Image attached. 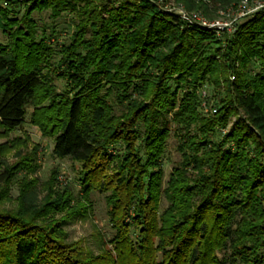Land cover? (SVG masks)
Listing matches in <instances>:
<instances>
[{
  "label": "trees",
  "instance_id": "1",
  "mask_svg": "<svg viewBox=\"0 0 264 264\" xmlns=\"http://www.w3.org/2000/svg\"><path fill=\"white\" fill-rule=\"evenodd\" d=\"M118 1L46 0L53 18L75 17L70 40L57 51L65 88L48 93L52 154L79 164L86 203L92 190L107 194L112 249L94 256L61 243L48 216L87 212L70 206L68 194L67 204L45 203L43 213L32 203L0 209V264H264V7L233 23L221 42L141 0ZM177 1L208 13L202 0ZM28 20L17 25L23 34L10 27L0 47L4 132L20 127L36 90L48 84L40 57L51 49L34 41ZM204 84L215 96L208 118L197 111ZM145 92L150 98L139 100ZM170 112L178 132L196 129L178 134V167L163 182L169 131L159 118ZM44 115L33 112L31 121L46 133ZM231 116L237 120L219 141L216 128ZM19 171L0 159V202Z\"/></svg>",
  "mask_w": 264,
  "mask_h": 264
},
{
  "label": "rangeland",
  "instance_id": "2",
  "mask_svg": "<svg viewBox=\"0 0 264 264\" xmlns=\"http://www.w3.org/2000/svg\"><path fill=\"white\" fill-rule=\"evenodd\" d=\"M64 1V0H63ZM118 1V0H116ZM120 1V0H119ZM119 1L116 5H119ZM149 6H153L155 12L159 15H169L165 10L175 11L181 9L187 13H196L203 16L211 22H221L230 26L231 23L241 21L244 16H247L259 9L258 5L264 7V0H239L231 2L229 5H221L220 3L212 4L204 1L209 6L208 13L205 15L200 10H188L184 3L177 0H141ZM69 4H73L72 0H67ZM46 0H0V11L4 12L9 21H4L0 18V47L8 42V29L10 34H14L18 27V23L27 17L28 21L34 25V41L39 42L42 39L43 45L49 47V53L41 55L42 74L46 76L48 82L45 86L40 87L35 92V103L26 108V114L20 127L11 132H4L0 129V159L4 163V167L8 169L23 168V171L16 173L12 181H9L3 187V200L0 202V209L16 211L18 205L32 203L36 205L38 211H47L45 203H53L56 205L67 204L68 194L74 199L70 206L75 203L82 204L85 207V216H66L69 212H52L48 216V223L55 226V230L59 233L61 243L69 248H75L79 251L90 252L97 256L104 253L108 249H112L107 243L112 231L107 217V205L105 202L106 193H99L92 190L88 193L87 202L83 194L82 179L80 166L69 159H58L52 154V135L54 134L53 127L50 123L51 109L48 93L52 92L59 95L65 88V80L59 79V53L57 52L61 46L70 40L75 23L73 14L63 12L58 13V16L52 17L51 10L47 7ZM256 9V10H255ZM12 20V22H10ZM11 23H14L12 25ZM235 30V26L224 27L221 31H210L216 40L222 42L223 36H230ZM17 38H22L19 33ZM48 49V48H47ZM34 55V54H33ZM212 88L207 84L200 86L197 93L200 98V104L197 108L199 117L208 118L213 114L215 96H212ZM54 91V92H53ZM187 90H181L179 93H187ZM52 95V94H51ZM70 97L72 92L67 93ZM149 92H145L139 100L146 101L149 99ZM212 107V108H211ZM37 112H45L44 118L40 120L41 125L45 126L46 133H43L32 121V115ZM172 113H163L159 118V123L166 125L169 131V137L166 140L165 151L162 159V180H168L174 168L178 167L180 160V152L178 147V134L182 135L191 131L194 134L195 126L185 128L181 132L176 130V126L171 121ZM46 116V117H45ZM51 117V116H50ZM48 119V120H47ZM237 117L231 116L227 124L222 128H216V137L220 139L226 135ZM231 143V142H230ZM229 146H232L231 144ZM109 151L115 154L116 151L111 148ZM115 163V162H114ZM111 164L107 169V174H112ZM28 168V169H27ZM33 169L34 173H30ZM85 185V184H84ZM20 186H24L20 196ZM20 199V202H19ZM87 204L90 206L86 208ZM166 202H163L161 208H165ZM77 207V206H76ZM87 209V210H86ZM37 211V212H38ZM40 223L39 221L37 222ZM36 223V224H37ZM41 224V223H40Z\"/></svg>",
  "mask_w": 264,
  "mask_h": 264
},
{
  "label": "built area",
  "instance_id": "3",
  "mask_svg": "<svg viewBox=\"0 0 264 264\" xmlns=\"http://www.w3.org/2000/svg\"><path fill=\"white\" fill-rule=\"evenodd\" d=\"M258 6L260 8L261 5ZM165 12L179 19V21L182 22V24L188 28L194 27L201 30H206V31L214 30L217 32L218 30L221 31L224 27L232 28L234 26L233 23H231L230 26H228L227 24H223L221 22H211L205 19L203 16H200L196 13H187L186 11L181 9H176L175 11L165 10ZM211 112L215 113V110L211 109Z\"/></svg>",
  "mask_w": 264,
  "mask_h": 264
}]
</instances>
